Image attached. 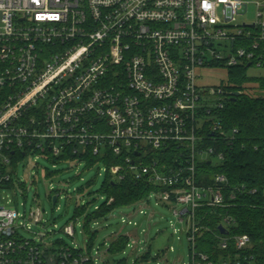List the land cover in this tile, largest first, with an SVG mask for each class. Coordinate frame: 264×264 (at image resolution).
Listing matches in <instances>:
<instances>
[{"label":"built area","instance_id":"obj_1","mask_svg":"<svg viewBox=\"0 0 264 264\" xmlns=\"http://www.w3.org/2000/svg\"><path fill=\"white\" fill-rule=\"evenodd\" d=\"M257 4V21L234 24L244 0H0V264H98L90 250L34 231L26 221L42 220L39 206L23 215L1 203L23 158L87 151L120 157L105 166L118 179L131 172L156 185L157 201L187 223V264L254 263L251 237L230 234L229 212L217 235L226 255L198 248V212L227 205L229 179L217 173L200 185L197 174L201 162H222L218 143L238 133L222 115L233 92L199 79L215 67L262 66L264 0ZM167 149L178 156L174 168L159 158Z\"/></svg>","mask_w":264,"mask_h":264},{"label":"rangeland","instance_id":"obj_2","mask_svg":"<svg viewBox=\"0 0 264 264\" xmlns=\"http://www.w3.org/2000/svg\"><path fill=\"white\" fill-rule=\"evenodd\" d=\"M244 1L247 10L237 16L234 24L254 23L258 19V0ZM248 74L264 75V67H249ZM228 78L227 68L215 67L203 71L199 81L214 87L228 83ZM212 158L216 164L217 159ZM47 170L51 175H47ZM105 177L103 163L87 168L84 161L53 164L45 157L33 155L18 162V179L11 188L2 190L1 203L23 215L39 206L43 212L42 220L37 225L29 219L26 221L31 222L34 231L47 233L48 240L62 239L68 245L90 250L98 264H167L166 260L170 264H187L190 249L187 223L180 221L168 204L158 202L154 193L149 201L117 208L107 217L92 221L90 227L95 236L88 241L84 216H75V208L88 204L93 210L101 203L103 198L96 192ZM90 181L93 183L88 185ZM80 187H84L83 193L78 190ZM52 193L60 194L55 206L50 199ZM67 225L74 226L73 236L65 233ZM19 233L24 237L34 236L24 228ZM120 236H126L124 247L121 250L112 248V243Z\"/></svg>","mask_w":264,"mask_h":264},{"label":"trees","instance_id":"obj_3","mask_svg":"<svg viewBox=\"0 0 264 264\" xmlns=\"http://www.w3.org/2000/svg\"><path fill=\"white\" fill-rule=\"evenodd\" d=\"M258 56L262 61L261 67H264V40L261 42ZM249 67L248 64L230 67L228 83H225L230 91L240 92L239 96L233 98L232 95L227 99L222 112L226 130L232 132L234 129L238 130L236 138L231 145L218 143V149L225 155L222 162L212 164L204 161L198 164V184L211 185L217 173H225L229 182L225 191L227 204L225 207H202L199 210V219L205 228L197 237V245L201 251L210 253L216 260L221 255H226L228 251L219 249L217 245V235L220 234L218 227L221 214L229 212L237 220V224L230 228V234H248L252 240V247L248 249V253L255 255L253 264H264V75H249ZM174 151L167 149L159 154V158L172 168L175 167L178 158ZM22 157L23 153H20L18 159ZM75 159L84 161L87 168L97 163L108 166L121 161L118 156L103 158L93 155L90 151L81 155L66 153L57 157L51 156L49 161L57 164ZM50 172L47 170V175H51ZM92 183L93 181H90L88 185ZM13 184L12 180L5 188L12 187ZM83 188H78L80 193H83ZM155 188L156 185L147 180H136L131 172H126L124 179H118L106 172L101 188L96 192L103 198L101 203L93 210L89 209L88 204L75 208V216H84V229L89 235L88 241L91 242L95 236L90 227L92 221L107 217L117 208L148 200L150 195L155 193L152 192ZM52 198L53 193L50 195L51 201ZM125 242L126 237L120 236L112 243V248L115 246L117 250H121ZM229 250L232 254L235 253L232 244Z\"/></svg>","mask_w":264,"mask_h":264},{"label":"water","instance_id":"obj_4","mask_svg":"<svg viewBox=\"0 0 264 264\" xmlns=\"http://www.w3.org/2000/svg\"><path fill=\"white\" fill-rule=\"evenodd\" d=\"M240 95V92L239 91H235V92H233V98H235V97H237V96H239ZM57 199H58V197H57V195H54L53 196V198H52V204L55 206L56 205V203H57ZM220 230H221V232L222 233H226V230H225V228L222 226V225H220Z\"/></svg>","mask_w":264,"mask_h":264}]
</instances>
